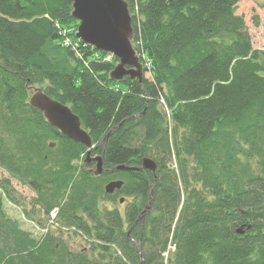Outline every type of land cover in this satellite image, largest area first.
<instances>
[{"label":"trees","instance_id":"trees-1","mask_svg":"<svg viewBox=\"0 0 264 264\" xmlns=\"http://www.w3.org/2000/svg\"><path fill=\"white\" fill-rule=\"evenodd\" d=\"M125 1L141 83L109 77L117 58L76 37L70 2L0 0V168L34 193L28 210L0 179V264H264V51L239 0ZM35 90L79 117L99 175L30 106ZM111 180L123 183L106 193Z\"/></svg>","mask_w":264,"mask_h":264},{"label":"water","instance_id":"water-1","mask_svg":"<svg viewBox=\"0 0 264 264\" xmlns=\"http://www.w3.org/2000/svg\"><path fill=\"white\" fill-rule=\"evenodd\" d=\"M71 3L73 18L79 21L76 30V37L83 43L94 47L96 50L105 51L116 57L118 62L109 72L111 79L120 80L124 76L132 79L137 78L142 82L143 66L132 45V20L125 0H66ZM31 107L39 110L46 121L67 138L83 144L86 148V163L94 162L90 171L99 175L102 171V155L90 156L93 147L91 138L86 129L81 125L79 117L73 113L71 108L51 98L40 90H35L29 97ZM107 133L103 138L104 142L108 137ZM53 146V143H50ZM142 167L155 174L156 164L148 157L142 159ZM135 167L118 165L112 170H134ZM121 180H111L104 186L106 193H113L122 185ZM122 198L119 200L122 202ZM150 201V200H149ZM149 201L141 211L138 219L142 217L149 207ZM137 219V220H138ZM130 230L127 237H130ZM135 249L140 255L138 244ZM142 263L143 259H142Z\"/></svg>","mask_w":264,"mask_h":264},{"label":"rangeland","instance_id":"rangeland-1","mask_svg":"<svg viewBox=\"0 0 264 264\" xmlns=\"http://www.w3.org/2000/svg\"><path fill=\"white\" fill-rule=\"evenodd\" d=\"M234 13L243 18L246 30L249 33L252 41V46L255 49L264 51V0H239L236 4ZM72 31V28L66 29L64 34L69 41H72L71 39H73L71 36ZM105 59L108 60L109 58L106 56ZM144 75L146 77H150L148 72L144 73ZM0 179L10 180V183L20 198V202H22L24 208H28V210H30L31 200L34 197L33 191H31L26 186L21 185L15 179L10 178L8 173L2 168H0ZM119 198L123 199V196L120 195L116 198L117 203H115L114 206H117L122 212L124 200L122 202H118ZM106 205L110 207V204L107 203ZM2 208L6 214L18 220L19 225H21L22 228L30 231V233H33V237H38L40 234L44 233L40 229L36 228L31 222L25 220V217L22 215V207H18L11 204L6 199H2ZM55 210L58 212L57 208H55ZM69 243L72 245H77L79 244V240L73 237L69 239ZM170 247V249H172V246Z\"/></svg>","mask_w":264,"mask_h":264},{"label":"built area","instance_id":"built-area-1","mask_svg":"<svg viewBox=\"0 0 264 264\" xmlns=\"http://www.w3.org/2000/svg\"><path fill=\"white\" fill-rule=\"evenodd\" d=\"M55 216H56V210H52L50 212V218H49V222L52 223L53 220L55 219Z\"/></svg>","mask_w":264,"mask_h":264}]
</instances>
